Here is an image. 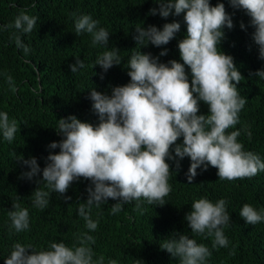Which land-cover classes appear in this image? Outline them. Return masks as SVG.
<instances>
[{
  "label": "trees",
  "instance_id": "16d2710c",
  "mask_svg": "<svg viewBox=\"0 0 264 264\" xmlns=\"http://www.w3.org/2000/svg\"><path fill=\"white\" fill-rule=\"evenodd\" d=\"M220 2L225 4L234 23L233 29L224 28L220 48L234 57L244 76L237 87L247 101L239 113V122L227 131H240L238 141L244 150L264 160V79L254 75L264 70V59L259 57L253 40L255 29L251 18L244 10L234 9L229 0H210L213 6ZM154 7L158 9L159 4L153 0H0V112H7L18 125L12 142L4 140L0 133V264H5L14 243L32 245L37 251L48 250L52 242H64L72 247L84 233L94 238L95 243L90 245L93 259L103 256L104 264L109 259H115L117 264H136L137 260L140 264H180L179 258L160 247L165 239L179 234H186L209 248L211 255L205 264H264V221L251 225L240 216L246 203L258 211L264 210V171L251 178L228 181L219 180L218 169L209 165L203 170L201 166L189 184L186 173L190 158L167 159L172 171L169 178L172 191L165 197L166 204H148L141 199L125 204L121 212L113 214L112 205L118 201L109 198L99 207L91 208V219L98 223L95 231L87 229L78 212L79 205L88 199L90 180L74 181L64 194L72 199L65 202L59 193L47 189L45 182L37 184V180H42V171L31 181L21 178V173L30 169L18 158L35 157L43 169L47 156L60 151L48 147L63 139L57 132L60 118L75 115L83 122L98 125L91 90L95 88L110 95L113 87L130 82L127 66L133 51L141 50L156 57L167 49V55L159 57L160 62L175 59L183 63L178 48L187 32L183 14L165 19L149 14ZM21 11L37 18L31 33L7 27ZM73 13L91 15L99 21L98 28H105L110 34L108 45L93 46L90 34L77 35ZM173 21L181 23V30L167 45H137L133 38L137 26L155 25L162 29L165 23ZM241 22L246 30L241 29ZM17 36L29 49L27 53L17 47ZM115 48L119 49L121 64L104 73L96 60L104 51ZM76 59L85 66L73 73L69 65ZM185 71L191 82V69L187 65ZM8 76L13 78L15 91L8 83ZM198 114H209V106L203 101ZM176 143L182 144L183 137ZM174 147L170 149L172 155H175ZM38 187L50 192L49 204L43 210L32 202ZM200 198L213 203L226 201L230 215V222L223 229L229 241L227 247L214 248L213 237L191 232L185 216L191 211L192 203ZM15 202L29 210V228L19 233L12 228L8 216ZM137 203L141 205L139 209Z\"/></svg>",
  "mask_w": 264,
  "mask_h": 264
},
{
  "label": "clouds",
  "instance_id": "9594fccd",
  "mask_svg": "<svg viewBox=\"0 0 264 264\" xmlns=\"http://www.w3.org/2000/svg\"><path fill=\"white\" fill-rule=\"evenodd\" d=\"M153 2L159 4V8L150 9V15L158 14L166 19L170 15L183 14L187 32L178 43L183 63L175 59L160 62L159 57L167 55V49L156 57L141 50L133 51L127 66L130 82L113 87L110 95L95 88L91 90L90 99L99 118L98 125L83 122L75 115L60 118L57 132L63 139L48 146L60 151L47 156L43 169L35 157L17 159L30 169L22 172L21 178L31 181L42 171V180H37V184L45 182V187L59 193L65 202L72 199L64 194L74 181L90 180L88 199L78 209L89 231L98 227L90 216L92 206L99 207L109 198L118 201L112 205L113 214L121 212L125 204L141 199L148 204L165 205V197L172 191L169 184L172 171L167 159L190 158L186 173L189 184L201 166L203 170L209 165L218 169L219 180L228 181L251 178L264 171V160L254 152L245 151L238 141L240 131H227L239 122V113L247 101L237 87L244 76L234 57L220 48L225 37L224 28H234L232 15L226 11L225 4L220 2L213 6L210 0ZM229 2L234 9L244 10L251 18V26L255 29L253 40L258 46L259 57L264 59V0ZM73 17L77 35L90 34L93 46L108 45L110 34L105 28H98L99 21L87 14L77 16L73 13ZM36 23V17L21 11L7 27L31 33ZM240 27L246 30L243 22ZM180 30L178 21L165 23L162 29L155 25L137 26L133 38L137 45L161 47L174 39ZM15 41L18 48H23L26 53L29 51L19 36ZM120 64L118 48L104 51L96 60L104 73ZM185 65L191 69V82ZM84 66L80 59L69 65L73 73ZM254 75L264 79V70ZM7 80L15 91L13 78L8 76ZM200 101L209 106L208 115L198 114ZM17 131V121L10 120L7 112H0V133L4 140L12 142ZM181 137L183 143L177 144ZM173 145L175 155L170 151ZM49 195V191L38 187L33 192V206L41 210L46 208ZM140 207L137 203L136 208ZM8 216L17 233L29 228V210L21 207L19 202L13 203ZM240 216L246 223L255 225L264 221V210L258 211L246 203ZM185 219L192 233L213 237L214 248L228 246L223 229L229 224L230 215L224 199L216 203L207 198L195 200ZM93 243L94 238L88 233L81 235L78 244L72 247L64 242H52L48 250L37 251L32 245L17 242L5 264H104L103 256L93 259L90 246ZM160 247L179 258L180 264H205L211 255L208 247L186 234L165 239ZM108 264H117V261L109 259Z\"/></svg>",
  "mask_w": 264,
  "mask_h": 264
}]
</instances>
